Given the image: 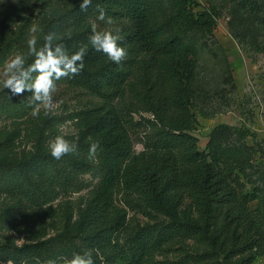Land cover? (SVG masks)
Instances as JSON below:
<instances>
[{
    "label": "trees",
    "instance_id": "trees-1",
    "mask_svg": "<svg viewBox=\"0 0 264 264\" xmlns=\"http://www.w3.org/2000/svg\"><path fill=\"white\" fill-rule=\"evenodd\" d=\"M5 1L0 0V35L34 7L32 0H18L6 7ZM154 3L156 0H93L81 11L79 0H74L42 22L40 42L43 33L56 30L70 50L86 42L93 22L98 30L119 27L128 55L115 64L89 47L84 69L72 79L59 80L103 99L101 106L84 111L80 118L83 133L99 142L94 168L101 176L93 192L94 210L81 222L83 230L95 231L82 237L78 245L69 237L47 239L42 227L37 236L42 240L20 247L0 246V260L44 264L48 258L96 248L103 259L94 253L95 264H176L149 262L148 256L186 239L203 243L201 252L182 259L191 264H258L264 256L263 198L258 192L243 190L240 179L249 167L248 148L215 142L216 133L232 130L228 125L212 131L206 151L198 149L197 138L187 131L195 121L191 82L197 61L184 36L189 29L211 31L217 13L209 7L193 12V0H171L172 14L159 10L161 17L155 13L160 7ZM238 4L250 15L259 10L258 0H239ZM97 6L112 18V25L96 20ZM260 26L264 28L261 21ZM125 86L131 94L126 115L112 102ZM0 98L6 103H0V108L22 103L19 95H11L7 89L0 92ZM135 140L142 143L143 151L134 150ZM1 148L11 150L13 142L6 140L0 144V152ZM82 164L73 154L59 160L50 153L18 161L0 157V195L15 198L19 213L40 209L59 194L61 176L71 169L82 170L86 166ZM119 187L141 212L161 213L170 221L125 229L113 216L109 227L96 231L100 220L114 212L113 194ZM184 201L194 207V217L177 215ZM119 230L126 231V238L113 241L111 234ZM108 248L112 253L104 254Z\"/></svg>",
    "mask_w": 264,
    "mask_h": 264
},
{
    "label": "rangeland",
    "instance_id": "rangeland-1",
    "mask_svg": "<svg viewBox=\"0 0 264 264\" xmlns=\"http://www.w3.org/2000/svg\"><path fill=\"white\" fill-rule=\"evenodd\" d=\"M15 1L18 0H6L5 7ZM32 1L34 7L24 14L23 20L13 21L9 30L0 35V68L11 54L21 51L26 54V40L33 25L40 29L36 34L40 40L42 22L58 8L70 6L74 0ZM193 1L194 4L190 6L193 12L208 7L215 9L217 22L211 31L189 29L184 36L193 47L197 61L191 82L195 121L187 131L197 138L198 149L206 151L212 131L219 125L230 126L231 131L216 133L213 139L222 146L248 148L250 163L245 174L240 175L241 183L244 185L243 190L258 192L262 196L264 207V28L260 26V21L264 23V0H258L259 10L254 15L240 9L239 0ZM154 5L160 7L155 8L159 16H163L159 10L172 14L171 0H156ZM30 59L28 57V61ZM56 85L54 106L47 110L41 106L38 117L31 114L28 103L30 93L19 95L21 104L0 108V144L9 139L13 142L11 150L1 148L0 157L18 161L36 153L48 154L49 141L56 135H63L78 145L76 152L69 154L80 158V162L84 163L82 165L86 166L77 171H68V168V172L61 176L59 194L40 209L31 208L19 213L15 209V198L0 195V246L15 247L18 241L22 246L34 240H42L37 237L42 227L46 229L45 238L69 237L78 245L82 243V237L95 231L81 228V222L94 210L93 192L101 175L94 168L97 156L95 159L88 156L89 143L93 139L83 133L80 118L84 111L101 106L103 99L63 81L56 82ZM130 95L125 86L121 95L112 101L125 115L126 109L130 107ZM0 103L6 105L2 98ZM142 114L150 116L148 113ZM134 116L138 117L137 114ZM139 145L142 143L135 140L136 152L140 151ZM113 198L114 212L100 220L96 231L109 227L108 223L113 220V216L120 219L125 229L170 221L169 217L161 213L141 212L134 206L132 197L121 187L114 191ZM176 211L181 218L196 215L189 201H184ZM262 233L264 238V223ZM112 236L113 241L122 242L126 238V231H113ZM167 248L164 252L150 253L149 262L191 264L182 259L186 255L201 252L203 243L196 239L177 240ZM106 253L111 254L112 250L108 248ZM257 263L264 264V256Z\"/></svg>",
    "mask_w": 264,
    "mask_h": 264
},
{
    "label": "clouds",
    "instance_id": "clouds-1",
    "mask_svg": "<svg viewBox=\"0 0 264 264\" xmlns=\"http://www.w3.org/2000/svg\"><path fill=\"white\" fill-rule=\"evenodd\" d=\"M93 0H79V9L86 11ZM96 20L104 21L112 25L111 17L106 16L105 10L99 6ZM40 29L33 25L30 35L26 40L27 52H15L8 57L0 68V90L7 89L11 95H23L30 93L28 103L33 117H38L40 107L46 110L54 106V93L57 90L56 82L61 78L72 79L84 69V57L89 47L96 52L105 55L109 61L120 64L128 55L127 48L123 46L122 30L119 27L99 29L95 22L90 26V34L86 42L79 44L70 50L63 42V36L56 30H49L42 34V43L36 35ZM28 57L32 62L28 63ZM155 119V117H152ZM78 145L69 141L63 135H56L48 143L50 155L61 159L69 153H74ZM99 142L90 143L88 148L89 158L95 159ZM138 149L143 151V145ZM17 242V247H20ZM95 257L103 259L99 249L85 248L79 252H73L70 256L48 258L44 264H95ZM0 264H15L11 258L0 260ZM39 264V261L37 262Z\"/></svg>",
    "mask_w": 264,
    "mask_h": 264
}]
</instances>
